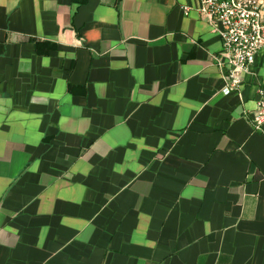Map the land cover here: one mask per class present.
Here are the masks:
<instances>
[{"label": "crops", "instance_id": "crops-1", "mask_svg": "<svg viewBox=\"0 0 264 264\" xmlns=\"http://www.w3.org/2000/svg\"><path fill=\"white\" fill-rule=\"evenodd\" d=\"M197 5L0 0V264H264V49L224 95Z\"/></svg>", "mask_w": 264, "mask_h": 264}, {"label": "built area", "instance_id": "built-area-1", "mask_svg": "<svg viewBox=\"0 0 264 264\" xmlns=\"http://www.w3.org/2000/svg\"><path fill=\"white\" fill-rule=\"evenodd\" d=\"M182 9L188 14L193 8ZM194 9L220 39L221 51L214 59L224 81L221 92L238 91L264 49V0H198ZM256 95L251 124L264 133V85L257 87Z\"/></svg>", "mask_w": 264, "mask_h": 264}]
</instances>
